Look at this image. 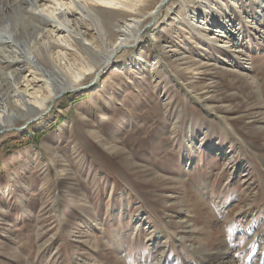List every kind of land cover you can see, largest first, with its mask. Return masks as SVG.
<instances>
[{
	"label": "rangeland",
	"instance_id": "rangeland-1",
	"mask_svg": "<svg viewBox=\"0 0 264 264\" xmlns=\"http://www.w3.org/2000/svg\"><path fill=\"white\" fill-rule=\"evenodd\" d=\"M263 3L170 0L139 50L3 132L0 264H154L160 250L166 264H208L200 244L231 241L237 264H257Z\"/></svg>",
	"mask_w": 264,
	"mask_h": 264
},
{
	"label": "bare ground",
	"instance_id": "bare-ground-1",
	"mask_svg": "<svg viewBox=\"0 0 264 264\" xmlns=\"http://www.w3.org/2000/svg\"><path fill=\"white\" fill-rule=\"evenodd\" d=\"M169 1L0 0V136L15 129L18 122L26 126L42 118L66 92L81 90L84 81L95 83L120 53L139 50L145 43V33L156 26L161 7ZM195 17L197 27L207 26L201 15ZM216 32L233 35L231 27L226 26L225 32ZM189 230L194 235L195 227ZM249 233L254 239V230ZM163 239L159 236L151 241L163 247L170 243ZM200 245L196 261L237 264L239 244L233 246L231 241L216 250ZM259 254L257 264L264 262V245ZM158 257L154 264H166L163 251ZM249 258L246 264L254 263ZM187 262L182 264H194Z\"/></svg>",
	"mask_w": 264,
	"mask_h": 264
}]
</instances>
